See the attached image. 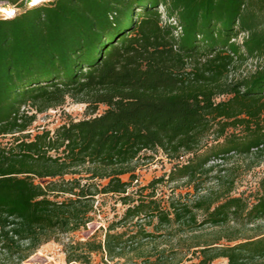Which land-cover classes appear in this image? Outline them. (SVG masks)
<instances>
[{"label":"trees","instance_id":"obj_1","mask_svg":"<svg viewBox=\"0 0 264 264\" xmlns=\"http://www.w3.org/2000/svg\"><path fill=\"white\" fill-rule=\"evenodd\" d=\"M0 2L16 8L0 16V264H24L87 228L109 195L127 204L117 223L219 226V237L188 247L200 258L189 264H264V178L252 202L231 194L235 179L217 197L167 207L153 189L164 178L130 191L145 151L177 160L170 181L225 171L213 158H264V0ZM250 58L256 68L234 76ZM68 97L86 104L85 117L30 131L37 113ZM112 228L62 241L67 261L120 256L153 235L140 225L124 239Z\"/></svg>","mask_w":264,"mask_h":264},{"label":"rangeland","instance_id":"obj_2","mask_svg":"<svg viewBox=\"0 0 264 264\" xmlns=\"http://www.w3.org/2000/svg\"><path fill=\"white\" fill-rule=\"evenodd\" d=\"M0 2V7L5 5ZM7 7H12L8 5ZM0 16H4L0 12ZM258 59H251L243 62L233 73L234 76H241L253 71L259 63ZM226 95L219 96L218 100L225 98ZM86 104L78 102L68 97L66 102L56 108H49L42 113H37V119L30 126V131L36 133L43 128L55 130L61 123L71 119H80L87 115L85 112ZM105 109L104 105H100L98 112ZM11 136L2 138L3 142H8ZM143 154H151V158H140L138 167L135 171L137 180L133 183L130 191L138 190L139 193L151 192V182L158 178H164L157 182L154 191L156 198L159 199L163 207H167L171 201L181 199L189 204L198 199L201 195L211 193L213 197H217V192L228 186L227 182L235 179L232 195L243 196L249 202L259 192V181L264 178V158L247 157V156H229V158H213L208 165L221 164L226 168L225 171L219 173L216 168L209 173L199 176L195 181H187V179L170 181L168 173L173 164L177 160L168 159L160 150L156 153L145 151ZM188 156L182 157L180 161H186ZM207 165V166H208ZM129 176L125 175L124 179ZM145 186L146 189L143 187ZM135 196L137 194H134ZM95 206L94 220L88 223L87 228L78 230V232L70 235H62V241H68L69 237L74 240L86 239L96 232L97 238L104 239L105 233L110 226L112 232H124V239L128 235H132L140 225L147 232L153 234L149 237H138L132 246H127L123 255L108 257L105 253L94 252L91 255L90 263L84 262H68L64 252V245L61 242L48 241L42 245L24 264H189L199 262L197 248L188 247L198 241H212L215 237H219V226H213L209 223L203 226L188 227L179 223L171 225H158L156 217L149 219L148 217H140L128 219L122 223H117L125 214L127 204H123L118 196L109 195L98 197ZM203 212H198L197 222L201 223L204 218ZM261 228L264 231V222ZM102 227V228H100ZM251 234L254 231H249ZM226 258H218L212 264H224Z\"/></svg>","mask_w":264,"mask_h":264},{"label":"bare ground","instance_id":"obj_3","mask_svg":"<svg viewBox=\"0 0 264 264\" xmlns=\"http://www.w3.org/2000/svg\"><path fill=\"white\" fill-rule=\"evenodd\" d=\"M32 4L39 3V0H32ZM0 12H3L5 16L14 14L15 10L12 7H0Z\"/></svg>","mask_w":264,"mask_h":264},{"label":"snow or ice","instance_id":"obj_4","mask_svg":"<svg viewBox=\"0 0 264 264\" xmlns=\"http://www.w3.org/2000/svg\"><path fill=\"white\" fill-rule=\"evenodd\" d=\"M34 2H35V0H34Z\"/></svg>","mask_w":264,"mask_h":264}]
</instances>
